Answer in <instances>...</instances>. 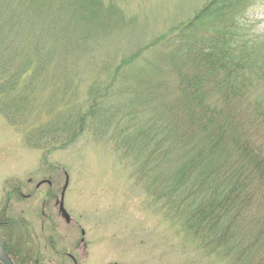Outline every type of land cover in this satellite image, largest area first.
Segmentation results:
<instances>
[{
	"label": "rangeland",
	"instance_id": "obj_1",
	"mask_svg": "<svg viewBox=\"0 0 264 264\" xmlns=\"http://www.w3.org/2000/svg\"><path fill=\"white\" fill-rule=\"evenodd\" d=\"M210 1L0 0V216L21 224L30 244L34 226L45 248L44 210L56 227L48 234L56 250L79 264H241L225 242L212 245L204 227L187 229L177 197L168 195L177 162L163 166L162 155L149 158L131 143L146 139L152 106L184 101L174 90H156L163 78L176 79L177 61H168V48L148 46ZM238 4L232 44L249 61L248 85L226 116L238 125L251 115L256 126L260 114L264 142V0ZM199 35L208 40L216 29ZM80 123L76 141L61 143L58 128ZM67 176L69 225L57 206ZM45 181L53 187L37 188ZM53 253H44L43 264H59ZM254 255L249 264H260Z\"/></svg>",
	"mask_w": 264,
	"mask_h": 264
},
{
	"label": "trees",
	"instance_id": "obj_2",
	"mask_svg": "<svg viewBox=\"0 0 264 264\" xmlns=\"http://www.w3.org/2000/svg\"><path fill=\"white\" fill-rule=\"evenodd\" d=\"M245 1L249 0H212L189 22L148 46L168 48V61H177L176 79L163 78L154 84L156 90L163 89L165 94L174 90L184 101L165 99L163 105L152 106L146 139L131 143L149 158L162 155L163 166L169 165L171 158L177 162L175 187L168 195L177 197L180 216L186 219L182 221L189 231L204 227L212 245L225 242L242 256L239 263L249 264L254 254L260 253V264H264V142L259 134L263 120L258 114L260 124L254 126L250 115L236 125L226 116L232 114L231 109L235 111V103L248 85L244 73L249 61L247 56L238 57L232 44L239 15L234 4ZM224 20L228 25L219 30ZM213 29L215 36L200 38L201 32ZM162 66L153 65L158 73ZM30 72L31 68H24L22 76ZM83 130V123L64 126L58 128V137H62L61 143L71 144ZM3 227L0 231L8 254L16 264H30L27 235L15 232L8 220L4 229L11 234L6 238Z\"/></svg>",
	"mask_w": 264,
	"mask_h": 264
},
{
	"label": "flooded vegetation",
	"instance_id": "obj_3",
	"mask_svg": "<svg viewBox=\"0 0 264 264\" xmlns=\"http://www.w3.org/2000/svg\"><path fill=\"white\" fill-rule=\"evenodd\" d=\"M50 188L53 187V184H47ZM40 234L41 236L43 237L44 239V243H45V249L41 250V247L39 245V236L36 235L35 233V229H34V226L32 228V234H33V238H34V241H33V245H34V249L36 248V250H34V256H35V264H39L40 262V255L44 252V250H48V248L52 249L53 251L55 250L54 247V242L52 240V238H49L48 237V234L50 235H53V233L55 232L56 230V227H52L51 225V222L52 220H50V218L46 215L45 211L43 210L42 211V218L40 219ZM51 225V226H50ZM69 225V224H67ZM81 234L83 236L86 235L85 231L82 230L81 231ZM81 244H84V239L81 240ZM86 245L84 244V248L86 249ZM33 254V253H32Z\"/></svg>",
	"mask_w": 264,
	"mask_h": 264
},
{
	"label": "water",
	"instance_id": "obj_4",
	"mask_svg": "<svg viewBox=\"0 0 264 264\" xmlns=\"http://www.w3.org/2000/svg\"><path fill=\"white\" fill-rule=\"evenodd\" d=\"M66 189H67V185L64 188V192H65ZM63 196H64V193H63ZM60 212H61L63 218L66 219L67 222L71 221L70 216L68 215V213L64 209L63 198H62V202H61V205H60ZM0 263L1 264H15L14 261L11 259V257L7 254V252L3 248V245H2V242H1V238H0Z\"/></svg>",
	"mask_w": 264,
	"mask_h": 264
}]
</instances>
